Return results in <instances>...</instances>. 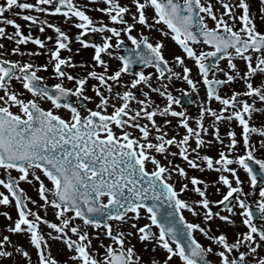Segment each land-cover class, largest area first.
I'll return each instance as SVG.
<instances>
[{
	"label": "snow or ice",
	"instance_id": "snow-or-ice-1",
	"mask_svg": "<svg viewBox=\"0 0 264 264\" xmlns=\"http://www.w3.org/2000/svg\"><path fill=\"white\" fill-rule=\"evenodd\" d=\"M19 20L51 34L25 32ZM164 38L181 51L166 57ZM87 49L90 59H74ZM76 67L82 75L67 71ZM49 70L57 82L38 74ZM174 79L185 94L206 86L194 127L174 107ZM254 113L264 114V0H0V264H264V157L256 155L264 123H253ZM221 184L226 191L210 200L208 188ZM234 216L246 230L230 241L214 222L234 226ZM157 248L162 256L149 254Z\"/></svg>",
	"mask_w": 264,
	"mask_h": 264
},
{
	"label": "flooded vegetation",
	"instance_id": "flooded-vegetation-1",
	"mask_svg": "<svg viewBox=\"0 0 264 264\" xmlns=\"http://www.w3.org/2000/svg\"><path fill=\"white\" fill-rule=\"evenodd\" d=\"M78 2H79V3H84V2H86V0H78ZM90 15H92L93 17H96V16H99V15H101V14L98 13V12H91ZM49 19H51L52 21H55V22L59 23L60 20L62 19V17L52 16V17H49ZM18 22L21 23V25H22V29H23L25 32L31 30V31L33 32L34 35H40L41 38H43V35H44V34H51V30H46V33H40V32L38 31V29H37L35 26H29L28 23H27L26 21L19 20ZM208 22H209L210 24L212 23L211 20H209ZM61 27L66 28V29L69 31V34H70V35H74V34L78 31L76 28H74V27H70V26H68V25H64V24H61ZM158 27H164V26L161 24V25H159ZM9 31H12V29H11L10 26H9ZM86 35H87V34H86ZM151 35H153V36H158L159 33L156 32L155 30H153V32L151 33ZM167 39H168V38H167ZM171 40H172V39H171ZM171 43H173L174 45L178 46V45L175 43L174 40H172ZM5 44H6V46H9L7 41H5ZM75 46H78V45H75V44H74V47H75ZM27 47H28V48H34L35 45L32 44V43H29V44L27 45ZM178 47H179V46H178ZM194 47H197V45H194ZM89 50H91V49H89ZM172 50H173V49H172V47H171V51H172ZM123 51H124V49H123V47H122V48L120 49V53H122ZM178 52H180V51H178ZM167 53H168V51L165 49V50H164V54H165L166 57H168V54H167ZM63 54L66 55L67 53H63ZM33 59H34V60H39V62H45L47 58L42 56V57L33 58ZM74 59H76V60H80L79 57H74ZM117 63H118V62L112 63L113 67H114ZM186 63H187L189 66H192V61H191V60L186 61ZM237 63H241V66H242V62L237 61ZM225 65H226V58L223 59V60L221 61V67H224ZM148 70H151V68L148 69ZM174 70L179 71L180 69H179V67L177 66ZM67 71H70V72H72L73 74H76V75H82L83 72H84L85 70H84V69H81V68H79V67H76V68H69V69H67ZM195 71H196V70L193 69V75L195 74ZM38 74H39V75H42V76H44V77H46V79H45L44 82L47 83V84H52V83L57 82V81L55 80V78H53V77L51 76V72H50V70H49V71H41V72H39ZM218 75H219V74H218ZM126 79H127V77H126ZM92 82H94V81H92ZM64 83H65V86L71 87V86H73L74 81H67V80H65ZM171 85H172V87H173V89H174V90H172V91L174 92V94H175V95H179V96H180V99H181V103H180L179 105H177L178 108H183L184 110H186V112H187L188 115H189V119H191V115H192V114H194L195 117H197V116H198V112H199V108L201 107V101L205 98V90H206V86H204V85L201 83V84H200V88L198 89V93L188 92L187 94H185V93H182V92L179 91L180 88H188L187 84L184 83L182 80L174 79V80L171 81ZM172 87H171V88H172ZM233 87L236 88L237 90H240V89H242L243 86H242V84L237 83V84L233 85ZM222 91H223V89H222ZM88 94H92L90 90H89ZM139 94H140V93L137 92V95H139ZM73 99H75V97H73ZM211 106H212V107H218V106H219V102H216V101L213 100V101L211 102ZM60 110L65 111L64 109H60ZM167 118H168V119L174 118L175 120L172 121V124H173V125L176 124V118H175V117H167ZM157 119H158V122H161V117L157 116ZM207 119H210V118H207V117H206V120H207ZM190 125L193 126L192 124H190ZM193 127H194V126H193ZM233 127H235V123H234V121H233ZM220 130H221L222 132H225V131L227 130L226 123L221 125ZM169 131H170V134H171V129H169ZM179 132H180V133H183V132H184V129L181 127V128L179 129ZM173 151H176V149L173 148ZM170 158H171L172 160H173L174 158H177L176 162H178V164H179V162H181V157H179L178 155L173 156V157H170ZM257 188H258V187H257ZM244 189H245V187H244ZM252 199L255 200L256 197H252ZM184 214H185V216H186L189 220L194 221V222L197 221V217H193V216H192L190 213H188L187 211H185ZM233 219L236 221V223H235L234 226H225V225H223V226L221 227L223 230H226V231H227V233H228V238H229L230 241L233 239V237H234V235H235L236 232H240V231H245V230H246V228L240 223V218H239V216H234ZM221 224H222V222H221ZM196 236H197V239H199L202 243H205V244L210 243V241H208V240H207L205 237H203L201 234L196 233ZM209 258H210V259H213V260L216 259L214 256L209 257Z\"/></svg>",
	"mask_w": 264,
	"mask_h": 264
},
{
	"label": "rangeland",
	"instance_id": "rangeland-1",
	"mask_svg": "<svg viewBox=\"0 0 264 264\" xmlns=\"http://www.w3.org/2000/svg\"><path fill=\"white\" fill-rule=\"evenodd\" d=\"M172 42V40L170 39V38H164V44H165V49L168 51V56H170V54L171 53H179L178 51H181L180 49H179V47L178 46H176V45H174L173 43H171ZM171 47H172V51H171ZM91 51L92 50H89V49H87V50H85L84 51V54H83V57H85V58H87V60L88 59H90V53H91ZM76 57H82V56H76ZM16 58H19V57H16ZM111 63H115V62H118V61H116V60H111L110 61ZM17 87H19V84H17ZM171 90H174L173 89V87L171 88ZM154 96H156L155 94H153V97ZM156 100V99H155ZM162 101H164L162 98H160L159 97V99H157L156 100V102H157V104H160L161 105V102ZM44 106H46V107H48V106H50V105H48V104H44ZM162 106V105H161ZM174 107L177 109V110H180L181 108H178V106L177 105H174ZM13 110L15 111L16 109L15 108H13ZM110 110V109H109ZM62 112H65V111H60V113H62ZM62 115H64L63 113H62ZM193 118H195V115L194 114H192L191 115V119H189V123L190 124H192L193 126H195V124H194V120H193ZM156 119H157V117H156ZM157 121H158V119H157ZM258 126V125H257ZM224 133V132H223ZM223 133H222V138H223ZM209 139V138H208ZM251 139L253 140V141H256V142H258L259 141V139H260V137H258L256 134H253L252 135V137H251ZM225 144H227V139L225 138ZM193 146H195L194 145V143H193ZM221 146L219 145V144H214L212 147H211V150H210V152L211 153H215L216 151H217V149H219ZM177 151V150H176ZM263 153H264V150H258L257 151V155H259L260 157H264V155H263ZM181 162H182V165L181 166H185V167H187L186 166V164L184 163V161L182 160V158H181ZM149 168H151V165H149ZM188 172H189V174L192 172V169H188ZM14 175H15V173H13ZM191 175H197V176H202V177H204L205 179H207V180H213V179H216V177H217V173L216 172H214V171H208V170H205L204 172H200V171H197V170H194V173L193 174H191ZM239 175H240V177H241V179L242 180H244V185H245V182L247 181V179L245 178V174L241 171L240 173H239ZM22 187H25V189H26V191H27V193H28V195H30L33 199H38V197H37V193H36V191L33 189V188H31L30 186H28V185H24V184H22L21 185ZM219 187L221 188V187H223V185L221 184V185H219ZM251 190V188H250V186H248V188H246V190L245 191H250ZM225 191V188H224V190L222 191V193ZM257 192V194H258V190L256 191ZM221 193V194H222ZM221 194H219V192H216L212 187H209V191H208V196H209V199L210 200H216V199H219V197L221 196ZM190 196H194V194H193V192H191V195ZM254 196L256 197V195L254 194ZM195 198H198V197H195ZM0 207H2V206H0ZM30 207H31V205H30ZM8 210L9 211H11L12 212V215H13V217H15V215H16V213H15V210H14V208L12 207V206H8ZM41 214L42 215H45V213L42 211L41 212ZM46 216H47V218L48 219H50V220H53L54 222H55V217H54V215H53V210L51 209V208H49L48 209V211H47V213H46ZM77 222H79V221H77ZM3 223H5V221L3 220V218L2 217H0V225H2ZM41 227L45 230V231H47V228H46V226H43V225H41ZM12 239L13 240H16V239H23L22 237H16V236H13L12 237ZM135 242V241H134ZM93 246L95 247L96 246V242L95 241H93ZM53 253H54V255H56L57 256V258L58 259H60V258H62L63 256H64V250H63V248H62V246L60 245V244H56L55 246H54V248H53ZM150 255H154V256H162V251L159 249V248H157L156 249V251H154L153 253H149ZM173 264H175V262H173Z\"/></svg>",
	"mask_w": 264,
	"mask_h": 264
}]
</instances>
